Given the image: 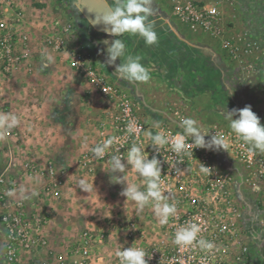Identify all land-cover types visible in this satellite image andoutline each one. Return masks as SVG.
Listing matches in <instances>:
<instances>
[{"label":"built area","instance_id":"obj_1","mask_svg":"<svg viewBox=\"0 0 264 264\" xmlns=\"http://www.w3.org/2000/svg\"><path fill=\"white\" fill-rule=\"evenodd\" d=\"M174 13L192 27L200 26L221 39L237 63L243 64L253 52L251 41L242 45L225 38L224 16L218 6L176 1ZM73 30V22H67L58 33L47 35L45 42L57 52L67 49L70 65L87 80L89 96L84 104L99 111L92 123L95 143L114 135L124 141L120 154L126 155L133 142L148 143L144 133L149 130H163L171 136L182 133L183 129L167 117L149 124L138 99L95 66L75 40ZM0 50L9 65L19 59L15 57L13 33L0 37ZM176 115L178 124L186 118ZM129 121H135L140 129L130 137L125 133ZM156 124L159 129L154 127ZM205 130H210L206 139L215 131L222 133L228 150L197 147L191 149L190 156H176L170 145L159 153L151 144L145 148L149 159L155 155L161 161L165 195L169 203L176 205V214L166 225H159L149 208L139 214L133 210L132 203L121 195L125 185L112 183L103 168L104 161L96 160L90 148L67 167L54 158H9L7 169L0 173L2 259L6 264H118L112 253L120 243L125 248L134 244L146 249L149 264H254L252 231L256 225L264 226V153L250 150L251 146L240 140L230 126L213 124ZM202 164L210 168L208 173L201 171ZM103 175L110 183L105 192H100ZM29 178L39 181L35 185L38 195L21 199L19 189L32 187ZM81 178L93 182L94 190H82L77 185ZM88 194L93 195L90 203ZM248 194L255 196L258 206L249 217ZM250 217L253 222L248 220ZM189 222L201 226L200 236L214 243L213 250L173 244L175 232Z\"/></svg>","mask_w":264,"mask_h":264},{"label":"rangeland","instance_id":"obj_2","mask_svg":"<svg viewBox=\"0 0 264 264\" xmlns=\"http://www.w3.org/2000/svg\"><path fill=\"white\" fill-rule=\"evenodd\" d=\"M176 1L183 2L186 0H162L161 7L159 8L160 12L158 11L160 14L153 13L149 20L153 24V27L157 25L163 26V23L168 26L165 20H171L173 25H176V29L184 33L189 40H202V42L204 41L209 46L211 51L207 55L208 57L202 59V64H204L203 70H200V67L197 70V72L202 74V79L200 76H194L196 71L194 72L193 66L188 65V77L181 70V76L178 78L179 82H174L175 80H172L170 77L172 75L170 73V66L164 64L160 68L156 60L160 56V60L165 61V63L173 62L175 59L179 63H182V59L175 57L182 54L181 52L175 53L171 51V53L166 54L164 53L165 45H163V48L158 43L146 45L144 40L138 35L124 34L121 37H116L108 34L105 30L95 27L87 14L84 13V10H77V5L81 3V0H48L49 3H43L40 0H0V37L9 32L13 33V43L16 48L17 34H20L23 44L21 53L15 51V57H19V59L11 65L7 63L6 58L0 50V78H3L2 82L0 79V92L3 93L8 90L9 83L6 80L15 73H21V60L27 59L31 54L30 36L32 30L28 28V25H31L26 21L27 12L32 10L38 14L37 12L42 9L41 12L44 11V14L45 11L60 13L62 16H65V21L73 22L75 40L80 44L85 55L90 59L97 60L99 66L102 64L114 73L116 65H119L123 60L121 61L118 58L115 65L107 64L108 44L105 42L111 43L116 38L122 39L126 44L127 54L140 56L141 63L150 72L149 82L129 83L131 91L135 96L137 92L144 94L145 99L143 102L148 107L163 110L162 113H167L174 122H176L175 120H179L176 114H182L186 117L197 119L203 125L206 123L207 125L203 126L204 130L209 124L226 123L230 125L228 119L222 117V113H226L227 110L234 108L242 109L245 106H251L253 112L261 107V110H264V96H260L261 94L264 95V83L237 84L235 80L236 76L239 75L244 77V79H250V74L256 73L264 78V66L262 68L249 66V64H254V61L264 62V0H188L201 6L206 5L208 8L214 5L218 6L224 16L223 29L225 38L238 41L242 45L250 41L254 44L253 52L244 58L243 64L237 63L232 58L221 39L204 31L200 26L194 28L191 24L180 20L177 14L174 13ZM101 6L100 0H88L87 8L89 10L93 9L96 15L101 11ZM153 6H157L158 9L157 2H152V9L154 8ZM232 14L233 19L231 18ZM246 14L254 17L248 18ZM42 16L41 14L37 16L36 23L44 20L43 29H45L47 19L46 15L45 19ZM227 16H229L228 19ZM99 25L103 27V24ZM35 28L33 32L36 30ZM161 34L164 35L165 33ZM20 35L18 36L20 37ZM192 55H195V57H192ZM188 57H190L188 60L194 61L195 58L200 59V53L198 51H191L188 52ZM162 69H164L163 74L160 73ZM119 80V83L124 82L123 79ZM187 86L194 91L197 88L199 91L201 90L198 92L199 96L196 99L195 105L190 104L191 102H188L190 101L189 98L185 97L184 94L171 95L175 87L181 88L182 93H184L187 91L185 89ZM203 88H205L204 91L202 90ZM251 91L253 92L251 93ZM213 92H217L219 95L221 102L218 107L213 106L211 103ZM233 92H236V95H233ZM238 93L240 97H238ZM253 93H256L258 96L256 97V94L253 95ZM202 95L204 97L201 99ZM5 96L6 93L0 95V106L3 112H7L8 109L6 107L10 105L4 100ZM188 103L193 109L203 106V108L210 110L212 113L201 115L199 112H190L188 114ZM167 114L163 116L169 117ZM36 134L38 133L34 131H23L15 128L6 134L5 139L0 140V173L7 169L9 158H18V156L22 158L31 156L33 152H37L40 140H36L37 138L39 139V137H36ZM101 182L102 184L99 185L101 188L100 192H105L106 185H109L110 179L103 175ZM90 198L93 200L92 194H88V199ZM254 233L256 236L254 264H264V226L258 225V228L254 229ZM0 264H6L1 256Z\"/></svg>","mask_w":264,"mask_h":264},{"label":"clouds","instance_id":"obj_3","mask_svg":"<svg viewBox=\"0 0 264 264\" xmlns=\"http://www.w3.org/2000/svg\"><path fill=\"white\" fill-rule=\"evenodd\" d=\"M102 3L103 10L91 21L93 25L103 24L105 32L112 36L138 35L146 45L157 43V33L149 20L153 14L152 0H102ZM85 7H88V0H81V3L77 5V10L83 11ZM105 43L108 44L107 64L115 65L118 58L123 60L115 67L114 74L119 79L129 83L149 82L150 72L141 63V57L127 54L126 44L122 39L116 38L111 43L107 41ZM46 60L51 62L53 57L47 55ZM223 114L230 122L231 131L244 143L250 145V150L264 153V124H261L260 117L252 111L251 106H245L242 109L234 108ZM20 124L21 117L18 114L0 112V140L5 139L6 134ZM179 126L183 131L175 136H171L163 130H158L155 133L151 130L145 132L144 135L148 143L133 142L127 149L126 155L120 154V149L125 146L124 141L114 135L95 143L90 149L88 138L84 137V148L89 149L96 160L104 161L106 167L103 168L110 174L112 182L125 185L121 195L126 197V201L132 203L133 210L139 214L146 208L151 209L159 225H166L170 217L175 216L177 209L174 203L168 202L165 195L161 180V161L155 155L149 159V154L145 151L146 146L151 144L155 152L159 153L165 146L170 145L171 151L176 156H190L191 149L197 147L211 151L221 148L228 150L229 147L226 137L216 131L210 139L206 140L205 134H208L210 130H203L194 118H182ZM154 127L159 129L160 125L156 124ZM139 130L135 121H129L125 133L130 137L138 134ZM125 160L126 163L123 162ZM128 165L131 167L128 168ZM129 170H131V176ZM201 171L208 173L210 168L202 164ZM116 173L123 175H116ZM137 178H139V183L136 182ZM38 183L39 181L29 178V184L32 187L19 189L21 199L37 196L38 191L35 185ZM77 185L89 193L94 190L93 182L89 183L84 178H81ZM201 232L202 228L199 224L189 222L175 232L172 242L179 248L198 246L205 251L213 250L214 243L202 238ZM112 254L118 260V264H149L150 255L146 249L134 246V244L125 248L117 243ZM146 256H149V259H146Z\"/></svg>","mask_w":264,"mask_h":264},{"label":"crops","instance_id":"obj_4","mask_svg":"<svg viewBox=\"0 0 264 264\" xmlns=\"http://www.w3.org/2000/svg\"><path fill=\"white\" fill-rule=\"evenodd\" d=\"M40 1L43 3H49L48 0ZM161 1L162 0H152V2L158 3V9L157 6H153V13L160 14L159 8L161 7ZM41 10L37 12L38 14L34 13L32 10L27 12L26 21H28L31 26H29L28 23L27 25L28 28L32 30L30 36L31 54L27 59L21 60V73H15L13 76L8 77L6 82L9 83V88L3 93L0 92V95L6 93L4 100L10 104L6 107L8 109L7 112H14L21 117V124L16 128L18 130L34 131L38 133L36 134V137H39V139L37 138L36 140H40V143H38L39 147L37 152H33V155L31 156H35L41 161L54 158L59 163L63 164V166L67 167V164H73L82 152L87 150L84 148L85 136L88 138L89 148L94 145L95 134L92 123L96 119V115L99 111L98 108L84 104V101L89 96V85L86 78L74 70L70 65L69 51L64 49L57 52L45 42L47 35L58 33V30L63 24L67 23V21H65V16H62L60 13L46 11L44 14V11L41 12ZM40 14L43 15V19H45L44 17L46 15L47 23H45V29H43L44 20L40 21L41 23H36L37 16ZM157 17L160 18L159 16ZM246 17L253 18L254 16L246 14ZM228 18L229 16H227V19ZM231 18L233 19V14ZM165 21H167L168 26L163 23V26L157 25L156 27H153L158 36L157 43L159 46H162V48L163 45H165L164 53L166 54L171 53V51L175 53L181 52L182 54L175 57L180 58L183 61L182 63H179L177 59H175L173 62L165 63V61L160 60V56H158V59L156 60V62H158L157 64L160 68L161 66L163 67L164 64L170 66V73H172L170 77L172 80H175L174 82H179L178 78L181 76V70H183V74H186L188 77V65L193 66L194 72L196 71L194 76L201 77L202 74L197 72V70L199 67L200 70H203L204 64H202V59L208 57L207 55H209L211 51L209 46L204 41L202 42V40H189L184 33H181V31L176 29V25L174 26L171 20ZM34 27H36V30L34 31L35 33L33 32ZM161 33L165 34L163 35ZM18 35L20 34H17L15 51L21 53L23 50V44L21 35L20 37ZM191 51H198V53H200V59L195 58V60L193 59L194 61L188 60L190 59V57H188V52ZM47 55L53 57L51 62L46 60ZM19 56L22 57L21 55ZM192 57H195V55H192ZM92 60L94 61L95 66L105 71L113 81L116 83L120 82L119 78L114 75V72H111L102 64L99 66L97 60ZM46 64L47 66H45ZM252 66L262 68L264 62L254 61ZM160 73L163 74L164 69H162ZM262 78L263 77H260V74L256 73L250 74V79H244V77L239 75L236 76L235 80L237 84H258L259 82L264 83V78ZM0 79L2 82L3 78ZM123 81L124 82L119 83V85L126 89L133 97L138 99L141 105V113L144 115L146 121L149 124L160 123L164 118L163 115H166L167 113L163 114V110L148 107L147 104L143 102L145 99L144 94L137 92V95L135 96L131 91V85L129 82L125 80ZM185 89L187 91L182 93L183 91L181 88L175 87L173 89L174 92L171 95L175 96L184 94L185 97L189 98L190 101L188 102L195 105L197 102L196 99L199 96L198 92L201 90L199 91L197 88L194 91L192 88H188V86ZM202 90L204 91L205 88ZM252 92L253 91H251V93ZM254 94L256 93H253V95ZM233 95H236V92H233ZM257 96L258 95L256 94V97ZM260 96L264 95L261 94ZM203 97L204 96L202 95L201 99ZM238 97H240L239 93ZM211 98L213 106L218 107L221 102L218 93L213 92ZM261 108H258L254 113L260 117L261 124H264V110H261ZM0 112H3L1 111V106ZM190 112H199L201 115L212 113L210 110L203 108V106H198L193 109L188 103V114ZM167 116L169 115L167 114ZM222 117L225 118L226 116L222 113ZM167 119L170 123H173L175 127L179 125L178 122H174L170 116L167 117ZM199 124L202 126V129L204 128L203 126L207 125L206 123L205 125H203V123ZM222 124L230 126L226 123ZM210 125L213 124H209L208 126ZM90 202H92L91 198L88 199L87 203ZM248 202L247 211L249 217L251 212L258 211V206L253 194H248ZM260 208L261 206L259 209ZM248 220L253 222L251 217L248 218ZM256 224H258V222ZM256 228H258V225L254 227V229ZM253 231L252 233L255 235ZM3 235L4 234L0 228V256L2 255L3 249Z\"/></svg>","mask_w":264,"mask_h":264},{"label":"water","instance_id":"obj_5","mask_svg":"<svg viewBox=\"0 0 264 264\" xmlns=\"http://www.w3.org/2000/svg\"><path fill=\"white\" fill-rule=\"evenodd\" d=\"M100 2L102 3V0H100ZM100 9H101V11H99V13L102 12V10H103V3H102V6H101ZM84 13L87 14V16H88V18H89L90 21L94 20L95 17H96V13L94 12L93 9H91V11H90L87 7H85ZM94 26L97 27V28H100V29H103L104 30V26L102 27L99 24H96Z\"/></svg>","mask_w":264,"mask_h":264}]
</instances>
